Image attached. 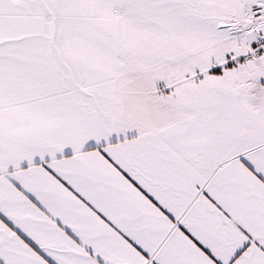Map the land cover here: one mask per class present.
I'll return each mask as SVG.
<instances>
[{"label": "snow or ice", "instance_id": "obj_1", "mask_svg": "<svg viewBox=\"0 0 264 264\" xmlns=\"http://www.w3.org/2000/svg\"><path fill=\"white\" fill-rule=\"evenodd\" d=\"M0 264H264V0H0Z\"/></svg>", "mask_w": 264, "mask_h": 264}]
</instances>
